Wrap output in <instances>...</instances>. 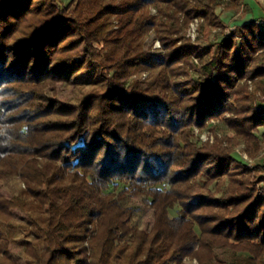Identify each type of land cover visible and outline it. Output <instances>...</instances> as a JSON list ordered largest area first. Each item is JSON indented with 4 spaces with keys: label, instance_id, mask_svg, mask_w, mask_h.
I'll return each instance as SVG.
<instances>
[{
    "label": "trees",
    "instance_id": "1",
    "mask_svg": "<svg viewBox=\"0 0 264 264\" xmlns=\"http://www.w3.org/2000/svg\"><path fill=\"white\" fill-rule=\"evenodd\" d=\"M223 4L0 0V188L24 184L0 195V264H16L14 209L30 221L26 264H264V17L231 28ZM151 32L159 53L143 49ZM89 64L104 90L60 102L57 84ZM139 73L151 82L131 80ZM213 120L232 135L193 133ZM115 181L125 188L109 191ZM126 195L153 210L149 231Z\"/></svg>",
    "mask_w": 264,
    "mask_h": 264
},
{
    "label": "rangeland",
    "instance_id": "2",
    "mask_svg": "<svg viewBox=\"0 0 264 264\" xmlns=\"http://www.w3.org/2000/svg\"><path fill=\"white\" fill-rule=\"evenodd\" d=\"M64 5H67L70 0H61ZM224 4L218 8V11L221 15V17L229 24L232 25L235 22H241L243 20V16L240 15V10H228L225 9L228 0H223ZM247 0H242V3H246ZM255 3H257L258 7H256V10H261L259 12V16L262 15V12L264 11V1L263 0H255ZM152 13H155L154 10H152ZM242 18V19H241ZM245 19V18H244ZM156 38L153 32L149 33L148 36H146L143 39V49L145 51H150L152 53L160 52V48H155L156 44ZM160 45V43H159ZM200 50L204 53L206 51L205 44H202V47ZM149 73H139L135 75L131 80H138L142 82L144 85L149 84L152 80L150 76H148ZM190 78H180L177 80L172 81V90L174 92L183 93L185 92L186 85L189 84ZM250 83V82H249ZM56 92V98L62 102L67 104H73L77 105L80 103L85 97L90 95L91 93L95 91H102L104 90V82L103 80L98 76L96 66L95 64H89L85 67V69L80 72L78 75L75 76L73 79V82L71 83H64L60 82L55 87ZM49 90V94H50ZM212 125H215V132L219 135L220 138L222 136H229L232 135V133L227 129L226 125L222 123L221 121H213V123H209V126L206 127V129L203 130V132H199L197 127H194V134L196 136L200 135H208L209 132L212 135L214 134L212 131H210ZM197 129V131L195 130ZM264 132V128H260L259 135ZM243 145H238L234 149V154L238 157L240 155L243 157L245 161L252 164V166L256 163L258 160H251L247 157L245 152L242 150ZM263 154V151L261 152V155ZM239 156V157H240ZM24 188V184L21 183L17 178H11L7 180L3 186L0 188V195L5 196L6 198H11L19 193V191ZM125 188V185L119 181H115L114 184L110 187L109 191L112 192H120ZM123 206L133 208L135 210V216L133 219V224L136 225L138 228L149 231L153 224V210L144 202V200L140 197H133L130 195H126V199L121 203ZM176 208L171 210L170 215L175 216ZM13 218H14V224H15V230L13 232V241L10 245V253L16 264H26L25 254H24V248L22 247L20 241L22 239L27 238L30 235V221L26 214H24L19 209H14L12 211ZM226 258V254L222 250H218L216 253V259L218 262ZM184 264H197L196 260H189L185 259Z\"/></svg>",
    "mask_w": 264,
    "mask_h": 264
},
{
    "label": "built area",
    "instance_id": "3",
    "mask_svg": "<svg viewBox=\"0 0 264 264\" xmlns=\"http://www.w3.org/2000/svg\"><path fill=\"white\" fill-rule=\"evenodd\" d=\"M196 26H198V20L197 19H195L190 24V26H189L190 28L188 29V36H190L192 40H195V37H196V32H197ZM225 32L229 33V29H227ZM155 48H160L158 41H156ZM213 121H215V120H213ZM213 121H211V123H213ZM195 130L197 131V129H195ZM199 139L202 141L208 140V141L212 142L214 139V136L212 135V133L210 134V132H209V134L207 136L206 135H200ZM249 165L252 166V164H250V163H249Z\"/></svg>",
    "mask_w": 264,
    "mask_h": 264
},
{
    "label": "crops",
    "instance_id": "4",
    "mask_svg": "<svg viewBox=\"0 0 264 264\" xmlns=\"http://www.w3.org/2000/svg\"><path fill=\"white\" fill-rule=\"evenodd\" d=\"M249 7H250V12L249 13H246L245 16L243 17V20H241V22H235L233 23L231 26L234 27L235 25H240V24H243V23H247L249 22L250 20H252L253 18H258V17H264V11L262 12V15L259 16V12L261 10H256V7H258L257 3H255V0H247L246 2ZM245 18V19H244ZM223 19V18H222ZM242 19V18H241ZM224 20V19H223ZM225 21V20H224ZM226 22V21H225Z\"/></svg>",
    "mask_w": 264,
    "mask_h": 264
}]
</instances>
